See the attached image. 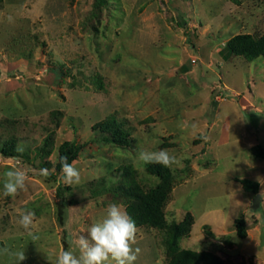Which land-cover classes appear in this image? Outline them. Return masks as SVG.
I'll list each match as a JSON object with an SVG mask.
<instances>
[{
	"label": "rangeland",
	"instance_id": "374dc122",
	"mask_svg": "<svg viewBox=\"0 0 264 264\" xmlns=\"http://www.w3.org/2000/svg\"><path fill=\"white\" fill-rule=\"evenodd\" d=\"M263 29V0H0V148L16 153H0V249L24 250L20 264H55L108 204L125 206L128 186L160 182L135 157L165 148L179 164L167 168L163 226H137L135 264H168L175 249L196 254L189 264H264V159L254 152L264 149V56L220 50ZM64 141L77 147L79 184L54 171ZM15 156L29 179L4 197ZM242 177L257 182L255 209ZM26 209L36 240L17 223ZM186 214L172 246L169 227ZM0 264L15 257L0 253Z\"/></svg>",
	"mask_w": 264,
	"mask_h": 264
},
{
	"label": "clouds",
	"instance_id": "9594fccd",
	"mask_svg": "<svg viewBox=\"0 0 264 264\" xmlns=\"http://www.w3.org/2000/svg\"><path fill=\"white\" fill-rule=\"evenodd\" d=\"M8 20L11 22L12 17ZM17 153H22L24 148L17 145ZM13 160L3 171L2 194L4 197H16L19 192L26 189L29 179L28 170L20 166L19 156L10 157ZM138 163L159 164L165 168H171L179 164L177 157L170 153L169 149L148 150L140 148L135 157ZM62 180L67 185L79 184L81 174L75 166V162H69L66 155L59 157ZM39 175L47 177L50 169L40 168ZM36 213L33 210H21L17 223L22 227L32 240L39 237L34 233V221ZM88 235H79L71 241L68 249L61 247L56 254L55 264H135L141 249L133 247L137 244V226L134 219L126 209L117 202L107 205L102 218L93 222L87 229ZM0 253L13 255L16 264L26 259L24 250L9 252L7 247L0 249ZM78 253V254H77Z\"/></svg>",
	"mask_w": 264,
	"mask_h": 264
},
{
	"label": "trees",
	"instance_id": "16d2710c",
	"mask_svg": "<svg viewBox=\"0 0 264 264\" xmlns=\"http://www.w3.org/2000/svg\"><path fill=\"white\" fill-rule=\"evenodd\" d=\"M264 1V0H263ZM220 50L225 51L224 56L230 54L242 56L244 59L250 60L256 57L264 56V29L258 35H251L249 33H237L229 37ZM112 124V123H111ZM103 129V126H100ZM105 128H111L110 124ZM117 128H112V140L116 143H122L124 140L117 133ZM77 152V147L71 143L64 141L58 148L57 161L54 166V171L61 170L59 157L66 155L69 162H71ZM255 155L264 159V149L256 144L254 146ZM0 153L4 156H12L16 153L10 147L0 148ZM146 171L158 177L159 183L154 187L148 188L143 191L135 185L126 188L127 195L130 196L124 206L128 214L134 219L136 226H149L161 228L163 226L162 203L169 192L167 180L170 173L167 168L159 164H147ZM246 192L253 194L257 193V182L248 178L235 179ZM190 215L186 214L185 219L180 223H172L170 229V243L174 246L176 239L179 235L184 234L190 224ZM235 234L239 238L245 236L246 221L241 214L234 217L232 222ZM175 249V248H174ZM176 253L171 258L168 264H189L197 260L196 254L188 250H176Z\"/></svg>",
	"mask_w": 264,
	"mask_h": 264
},
{
	"label": "water",
	"instance_id": "95a60500",
	"mask_svg": "<svg viewBox=\"0 0 264 264\" xmlns=\"http://www.w3.org/2000/svg\"><path fill=\"white\" fill-rule=\"evenodd\" d=\"M258 200H259V196H258V194L256 193V194H254V196H253V198H252V200H251V205H250V208H251V209H255V208L257 207V205H258Z\"/></svg>",
	"mask_w": 264,
	"mask_h": 264
}]
</instances>
